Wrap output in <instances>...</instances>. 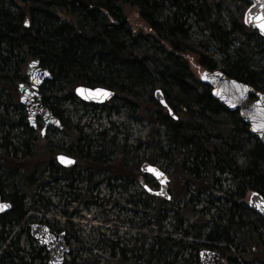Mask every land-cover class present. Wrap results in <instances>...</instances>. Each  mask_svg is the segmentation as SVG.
<instances>
[{"label": "trees", "instance_id": "trees-1", "mask_svg": "<svg viewBox=\"0 0 264 264\" xmlns=\"http://www.w3.org/2000/svg\"><path fill=\"white\" fill-rule=\"evenodd\" d=\"M86 1L92 7L88 12L71 0H0V196L11 203L9 213L0 215V244L21 221L26 229L33 206L24 201L34 198L37 187L57 184L59 175L72 182L75 171L102 172L127 184V193L138 185L140 191L130 196L129 204L142 219L128 224L141 237L112 243L110 256L101 257L104 263L199 264V252L207 251L227 264H264V222L248 209L246 199L254 192L264 199V145L250 135L236 112L213 99L185 58L190 53L200 67L264 94V38L242 24L247 1ZM129 12L137 22H130ZM192 26L200 40L193 38ZM30 61H39L51 73L40 90L41 101L60 118L63 133L76 136L68 146L34 134L22 106L13 101L17 87L27 82ZM77 86L112 90L110 109H124L132 120L158 126L163 141L149 140L152 151L146 160L114 171L103 148L111 144L101 137L102 148L94 152L80 131L70 132L73 128L60 114V102L74 101ZM156 89L176 119L155 102ZM15 131L17 136L10 135ZM57 154L73 156L74 169L59 167ZM142 162H162L171 169L170 201L145 192L144 186L153 189L155 184L139 172ZM223 175L228 179L222 180ZM224 181L229 182L227 190ZM201 196L209 202L208 209L196 208ZM165 220L170 229L162 225ZM232 236L244 245L241 253L231 250ZM20 251L10 240L0 263L34 264L42 249L28 259ZM92 253L84 264L99 263L97 252Z\"/></svg>", "mask_w": 264, "mask_h": 264}, {"label": "rangeland", "instance_id": "rangeland-1", "mask_svg": "<svg viewBox=\"0 0 264 264\" xmlns=\"http://www.w3.org/2000/svg\"><path fill=\"white\" fill-rule=\"evenodd\" d=\"M131 13L129 12L128 15L130 22H137V18L133 17L134 14ZM190 32L193 34V38L201 39L197 36L195 26H192ZM185 58L189 61V71L193 73L196 79H199L206 69L198 65L194 55L189 53ZM13 101L18 102V95L16 100ZM110 104L107 103L98 106V108H93L90 104H85L76 98L74 101H61L59 110L66 124L73 128V131L70 132L80 131L81 136L88 143L86 145L89 149L91 147L94 152H100L101 143L103 144L101 137L106 139V144H111L103 148L105 149V155H110V159L115 165V171L118 166L122 165L121 163L125 166H132L136 165L138 161L146 160L152 151L148 141L151 140L152 143L158 141V139L163 141V133L158 126L154 129L152 124L146 120H138L139 122L132 120L129 117L130 113L124 109H119L118 113L112 111ZM109 109L110 111H108ZM10 111H12V108H10ZM38 122L41 123L40 120ZM7 129L10 128L5 126V130ZM154 132L159 133V135ZM18 133V131H15L10 135L17 136ZM47 136L51 142L59 143L63 141L65 146H68L69 142L71 143L76 137L73 134L56 132H48ZM90 143H94V145ZM156 166L162 168L169 179L171 169L165 167L162 162H159ZM124 171L127 172V169H124ZM118 174L117 172V176ZM71 176L72 182L67 178L63 180L62 176L59 175L61 181H57V184L48 185L43 183L42 186L36 188L34 198L24 201L26 206H33L27 214V225L33 223L47 224L55 231L64 230L67 226L70 230L68 235L70 252L69 256L66 257L68 262L74 259V264H84L83 259L88 258L94 251L98 254L96 258L99 263L106 264L101 257L110 256L112 253L110 245L112 243H132L135 239L141 237L140 234L128 227L130 221L138 223L142 220L141 215L133 213V207L129 204L130 196L137 195L140 188L137 184H134L127 193L125 191L127 184H123V181L119 179L110 180L107 178L110 175H105L102 172L87 174L75 171ZM221 177L222 180L228 179L225 175ZM146 178L151 179L149 176ZM153 182L156 186V181ZM70 183H72V190L69 188ZM229 187V182L224 181L222 188L227 190ZM154 189L157 191L156 188ZM167 189L170 197H172L173 191H171L170 179ZM199 202L200 205L196 206L198 209H208L210 207L205 196H201ZM166 221H163L162 225L170 229L171 224L168 225ZM22 223L24 222L21 221L19 225L21 226ZM9 231L10 234L5 235L7 238L5 244H0V253L10 240L15 245L17 242L21 250L18 254L25 256L27 259L30 258V254L34 256L37 249H40L30 239L29 233L24 232L18 225L13 226ZM145 239L147 240L146 243L149 244L150 238L146 236ZM232 240L231 250L241 253L239 251L244 248V245L239 246L235 236H232ZM39 254L40 258H36L34 264H46L48 255L45 250L43 249Z\"/></svg>", "mask_w": 264, "mask_h": 264}, {"label": "water", "instance_id": "water-1", "mask_svg": "<svg viewBox=\"0 0 264 264\" xmlns=\"http://www.w3.org/2000/svg\"><path fill=\"white\" fill-rule=\"evenodd\" d=\"M70 1V0H66ZM76 8L88 12L92 9L86 0H71ZM246 1V0H245ZM249 5L244 11L242 17V24L248 29L256 31L258 35L264 37V34L255 26V22L246 23L248 20V13L253 9L255 0H247ZM260 11L259 8L254 9V12ZM47 73V75L45 74ZM26 79L27 84H20L17 88L18 92V103L22 106L24 113L26 115V122L29 126L34 127L36 120L39 118L44 126L42 133H44L48 128L55 127L61 129L60 120L52 112L47 109L41 101V87L48 81L51 80V73L42 68L39 61H30L26 65ZM201 84H205L211 90V95L214 100H216L226 111L237 112L238 118L240 117L244 125L249 129L250 135L255 139L259 140L264 145V131H254L253 128H260L264 125V94L255 93L253 88L242 82L235 81L229 78L226 74L217 70L214 71H203L200 79ZM237 85L243 86L242 88H237ZM247 88V91H244ZM77 89H83L84 94L81 95L77 92ZM75 95L81 101L89 102L92 104H104L109 102L114 96L112 90L105 88H94L90 89L88 87H77L74 89ZM96 90H102V92L108 93V95H92L96 93ZM254 95V100H251V96ZM89 98L85 99L84 97ZM153 98L160 106L166 107L164 97L159 89H157ZM169 114L173 118L174 115L169 109ZM59 157H64L66 161H71L70 163L61 162ZM56 161L63 168H71L74 166L75 161L68 156L58 155ZM140 172L145 176H150L156 181L158 185L157 191L147 190L155 197H161L168 201L170 196L167 191L168 179L166 175L162 172L160 168L151 166L148 163H143L140 167ZM149 169H155L156 172L160 173L157 176L153 171ZM255 193V192H254ZM257 194V193H256ZM247 207L253 212H256L264 222V199L260 195L250 194L248 196ZM250 201H252L250 203ZM0 205H7V207H0V214L8 213L11 209V204L9 202H4L0 197ZM259 205V207L257 206ZM28 232L30 238L33 242L38 243L41 248H44L49 259L47 264H64L65 256L68 253V247L65 242V232H55L50 230L46 225H40L33 223L28 226ZM198 260L200 264H227L223 259H220L219 255L215 252L201 251L198 255Z\"/></svg>", "mask_w": 264, "mask_h": 264}, {"label": "snow or ice", "instance_id": "snow-or-ice-1", "mask_svg": "<svg viewBox=\"0 0 264 264\" xmlns=\"http://www.w3.org/2000/svg\"><path fill=\"white\" fill-rule=\"evenodd\" d=\"M259 8L260 11L254 12V9ZM248 20H246V23H252L255 22V26L260 30L262 34H264V0H255V4L253 5V9L249 11ZM27 21H25V24L27 25ZM47 75V73H45ZM243 86L237 85V88H242ZM244 91H247V88H244ZM77 92L81 95L84 94L83 89H77ZM92 95H108L106 92H102V90H96V93ZM85 99L89 98L88 96L84 97ZM254 131H264V125H261L259 129L256 127L253 128ZM61 162L70 163L71 161H66L64 157H59ZM150 171H153L157 176H160L161 174L156 172L155 169H149ZM253 195H257L256 193H253ZM252 201H250L251 203ZM259 207V205H257ZM0 207H7V205H0ZM264 210V209H262Z\"/></svg>", "mask_w": 264, "mask_h": 264}, {"label": "flooded vegetation", "instance_id": "flooded-vegetation-1", "mask_svg": "<svg viewBox=\"0 0 264 264\" xmlns=\"http://www.w3.org/2000/svg\"><path fill=\"white\" fill-rule=\"evenodd\" d=\"M90 105H92V104H90ZM25 114V113H24ZM56 117H58V116H56ZM59 118V117H58ZM38 120H40L41 121V119H37L36 120V122H35V124H34V127H31V126H29L28 125V123L26 122V124H27V126L28 127H30V128H32V130H33V132H34V134H37L39 137H44L45 135H47V133L48 132H51L52 133V130H56L57 131V133H63V129H64V126L62 125V122H61V120H60V118H59V120H60V125H62V128L61 129H57V128H55V127H52V128H48L44 133H42V129H43V125H42V121H41V123H39L38 122ZM55 133V132H54ZM71 159H73L74 161H76L75 159H74V157L73 156H70V155H68ZM57 157V156H56ZM108 158H110V155H108ZM111 160V159H110ZM121 164H123V163H121ZM75 165V164H74ZM76 166V165H75ZM75 166H73V167H71V168H69V169H74V167ZM64 169V168H63ZM104 174V173H103ZM110 177V176H109ZM109 177H107L108 179H110V180H116L114 177H113V179L112 178H109ZM123 179V178H122ZM1 197V196H0ZM7 202V201H6ZM9 202V201H8ZM32 210V209H31ZM30 209H29V212L31 211ZM9 213V212H8ZM6 214V213H5ZM28 214V213H27ZM0 215H3V214H0ZM18 226L20 227V228H22V230L24 231V232H26V233H28L27 231H28V226L26 227V229H24L22 226H20L19 224H18ZM64 232H65V242H66V244H67V247H68V252H70L69 251V242H68V235H69V232H70V230L68 229V227L66 226L65 228H64ZM29 235V237H30V234H28ZM69 256V255H68Z\"/></svg>", "mask_w": 264, "mask_h": 264}, {"label": "bare ground", "instance_id": "bare-ground-1", "mask_svg": "<svg viewBox=\"0 0 264 264\" xmlns=\"http://www.w3.org/2000/svg\"><path fill=\"white\" fill-rule=\"evenodd\" d=\"M99 85V84H98ZM117 104V103H116ZM137 116V115H136Z\"/></svg>", "mask_w": 264, "mask_h": 264}]
</instances>
